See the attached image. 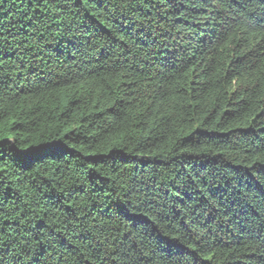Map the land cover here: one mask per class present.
<instances>
[{
    "label": "trees",
    "instance_id": "trees-1",
    "mask_svg": "<svg viewBox=\"0 0 264 264\" xmlns=\"http://www.w3.org/2000/svg\"><path fill=\"white\" fill-rule=\"evenodd\" d=\"M0 264H264V0H0Z\"/></svg>",
    "mask_w": 264,
    "mask_h": 264
}]
</instances>
